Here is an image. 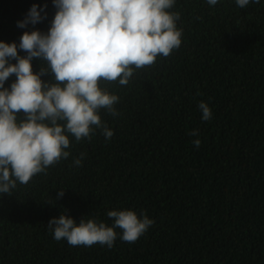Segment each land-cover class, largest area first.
Wrapping results in <instances>:
<instances>
[{
    "label": "trees",
    "instance_id": "trees-1",
    "mask_svg": "<svg viewBox=\"0 0 264 264\" xmlns=\"http://www.w3.org/2000/svg\"><path fill=\"white\" fill-rule=\"evenodd\" d=\"M34 4L47 5L46 19L18 27ZM56 11L53 0H0V42L46 34ZM169 11L180 13L181 46L136 69L126 86L100 82L119 97V115L99 112L111 139L101 129L79 143L69 136L68 159L0 194V264H264V0L244 9L176 0ZM31 64L34 74L45 66ZM112 210L154 223L135 243L117 229L111 249L56 241L47 225L65 214L111 226Z\"/></svg>",
    "mask_w": 264,
    "mask_h": 264
},
{
    "label": "clouds",
    "instance_id": "clouds-1",
    "mask_svg": "<svg viewBox=\"0 0 264 264\" xmlns=\"http://www.w3.org/2000/svg\"><path fill=\"white\" fill-rule=\"evenodd\" d=\"M176 0H53L57 9L48 32H24L20 43L0 42V194L11 193L17 185L27 184L50 166L68 159L69 136L79 143L91 140L96 129L106 139L114 135L102 122L99 112L119 115L114 105L117 95L109 94L101 81L126 86L136 69L152 66L158 56L168 57L181 46L182 30L177 28L179 12L169 11ZM215 6L218 0H207ZM244 9L260 0H235ZM44 8L33 5L18 27L36 25L46 19ZM18 50L26 53L20 56ZM44 62L34 74L32 60ZM16 63H10V61ZM51 74L54 82L41 77ZM16 80L5 88V82ZM198 108L209 121L212 111L207 103ZM23 112L24 118L18 119ZM198 136L199 130L188 133ZM199 148L201 141H192ZM85 154L73 161L81 167ZM64 196L58 191L56 199ZM107 216L111 226L95 219L79 224L65 214L48 222L56 241L70 246L113 247L117 239L135 243L154 223L133 210H112Z\"/></svg>",
    "mask_w": 264,
    "mask_h": 264
}]
</instances>
